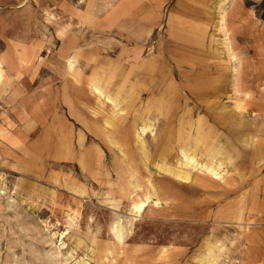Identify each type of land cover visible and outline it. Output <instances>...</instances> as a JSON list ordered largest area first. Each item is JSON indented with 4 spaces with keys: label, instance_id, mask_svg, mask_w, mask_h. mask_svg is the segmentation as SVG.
Returning a JSON list of instances; mask_svg holds the SVG:
<instances>
[{
    "label": "rangeland",
    "instance_id": "obj_1",
    "mask_svg": "<svg viewBox=\"0 0 264 264\" xmlns=\"http://www.w3.org/2000/svg\"><path fill=\"white\" fill-rule=\"evenodd\" d=\"M0 61V264H264V0H0Z\"/></svg>",
    "mask_w": 264,
    "mask_h": 264
},
{
    "label": "bare ground",
    "instance_id": "obj_2",
    "mask_svg": "<svg viewBox=\"0 0 264 264\" xmlns=\"http://www.w3.org/2000/svg\"><path fill=\"white\" fill-rule=\"evenodd\" d=\"M70 67L72 68L73 65L70 64ZM0 77H1V70H0ZM101 87H102L101 82L94 81L93 88H95L96 91L100 92ZM221 88H223V83H218L215 90H218ZM213 91H214V89H213ZM109 99L113 100L114 102L120 103L119 102L120 101L119 94H110ZM245 99H247V97ZM238 107L239 108L245 107V105L241 104ZM112 118H114V117H112ZM112 118H109L111 120H109L107 122L108 124H110L109 126H111V124L115 120ZM241 125H242L241 121H239L238 123H236V122L231 123L228 125V131L235 132L238 127H241ZM149 131L151 133L153 132V125H152V123L147 122L142 126L141 134L144 135L146 132H149ZM191 131L194 132L193 130H191ZM194 135H195V137H194V140L192 143H189V142L183 143V136L181 135L179 137V141H181V144H182V146H180L181 147V150H180L181 162L179 163V165L176 164V166H175V165H168L166 163H162L159 166V168L163 172L169 174L170 176H172L176 180L181 181L183 183H189L193 179V176H194L193 172L197 171V170L204 173V174L212 176L213 179H215V180H222L224 178L225 173H227V171L229 169V165L234 163L235 158H236L237 153H238V150L235 147L234 142L231 140L226 141L225 139H223V135H221V134L215 135L213 129L210 126H208L205 129L204 126H202V123L198 124L197 131L195 133H193V136ZM134 138H135V136H134ZM140 141H141V143L140 142H138V143H140L141 149H143L144 153L146 154L147 153L146 152V145L144 143V140H142L141 136H140ZM135 148H136V146H135ZM144 153L143 154L140 153V155L141 154L144 155ZM200 157L204 160L203 162L199 161V160H201ZM142 160L143 159L141 156V161ZM226 167H227V170H226ZM203 184L205 186L209 185V183L206 181H204ZM154 197H156L157 199L154 200ZM151 202L152 203L155 202L154 203L155 205L161 204V198L159 197V192L154 185L151 187V192L146 196V199L145 200L143 199V200L136 203V213H141L143 210L148 208L150 206ZM133 213H135V212H133ZM119 228L120 229L118 230L117 236L120 240H122L123 235H124V227L121 224V227H119ZM209 263H210V261H209Z\"/></svg>",
    "mask_w": 264,
    "mask_h": 264
},
{
    "label": "crops",
    "instance_id": "obj_3",
    "mask_svg": "<svg viewBox=\"0 0 264 264\" xmlns=\"http://www.w3.org/2000/svg\"><path fill=\"white\" fill-rule=\"evenodd\" d=\"M132 4H133V2H132ZM69 67H70V64H72L73 66H74V64H75V61H72V60H69ZM1 64H2V62L0 61V70H1V75H2V71H3V68H2V66H1ZM71 68V67H70Z\"/></svg>",
    "mask_w": 264,
    "mask_h": 264
}]
</instances>
